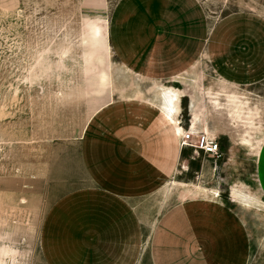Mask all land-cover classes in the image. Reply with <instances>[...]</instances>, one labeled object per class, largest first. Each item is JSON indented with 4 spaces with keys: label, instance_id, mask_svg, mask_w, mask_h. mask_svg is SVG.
<instances>
[{
    "label": "rangeland",
    "instance_id": "rangeland-1",
    "mask_svg": "<svg viewBox=\"0 0 264 264\" xmlns=\"http://www.w3.org/2000/svg\"><path fill=\"white\" fill-rule=\"evenodd\" d=\"M120 1L0 0V264H151L145 201L138 203L142 230L132 239L105 234L67 257L64 238L46 247L42 237L50 209L85 184V134L99 110L113 97L143 96L140 80L121 66L110 43ZM198 1L211 22L227 18L231 31L262 33L264 0ZM203 76L210 106L216 102L223 112L202 122L199 134L216 140L222 156L184 149L181 181L229 208L234 264L241 242L242 264H264V180L257 179L255 157L264 136L257 102L264 86L228 90L207 64ZM153 84L154 95L169 88L182 103L177 89ZM179 122L190 125L186 112Z\"/></svg>",
    "mask_w": 264,
    "mask_h": 264
},
{
    "label": "crops",
    "instance_id": "crops-1",
    "mask_svg": "<svg viewBox=\"0 0 264 264\" xmlns=\"http://www.w3.org/2000/svg\"><path fill=\"white\" fill-rule=\"evenodd\" d=\"M233 27L227 18L211 22L198 0L118 3L111 47L121 66L140 80L143 96L113 97L99 110L85 134V184L48 212L42 229L46 247L64 238L70 257L107 234L128 233L132 239L142 230L138 203L145 201L151 264H234L229 208L180 176L186 131L195 138L202 122L223 112L202 91L203 65L228 90L264 86V26L262 33ZM153 82L177 89L182 103L174 95H154ZM257 102L264 108V90ZM184 112L191 123H181L180 130ZM233 141L232 153L238 149ZM255 153L256 176L264 180V136ZM238 246L242 264L247 247Z\"/></svg>",
    "mask_w": 264,
    "mask_h": 264
},
{
    "label": "built area",
    "instance_id": "built-area-1",
    "mask_svg": "<svg viewBox=\"0 0 264 264\" xmlns=\"http://www.w3.org/2000/svg\"><path fill=\"white\" fill-rule=\"evenodd\" d=\"M187 132V131H186ZM182 142L183 149H193L195 152H201L212 158L219 159L222 156L221 146L216 140L209 139L206 135L197 134L196 139L194 134L188 131L185 134Z\"/></svg>",
    "mask_w": 264,
    "mask_h": 264
},
{
    "label": "bare ground",
    "instance_id": "bare-ground-1",
    "mask_svg": "<svg viewBox=\"0 0 264 264\" xmlns=\"http://www.w3.org/2000/svg\"><path fill=\"white\" fill-rule=\"evenodd\" d=\"M160 93H161V95L162 96H164L165 98H168V97H170V96H173L172 95V92H171V90L169 89V88H164V87H160ZM174 97L176 98V95H174ZM176 102H178L177 100H176ZM175 104V103H174ZM176 107H177V105H176ZM167 110V109H166ZM177 114V113H176ZM178 127H179V129L181 130V127H180V122H179V125H178ZM194 128L195 127H193V130H194ZM183 130V129H182ZM176 133V132H175ZM177 134V133H176ZM196 134V133H195ZM246 207V206H245Z\"/></svg>",
    "mask_w": 264,
    "mask_h": 264
}]
</instances>
